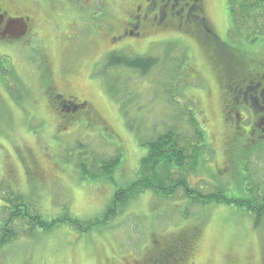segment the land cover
Segmentation results:
<instances>
[{"label": "rangeland", "instance_id": "obj_1", "mask_svg": "<svg viewBox=\"0 0 264 264\" xmlns=\"http://www.w3.org/2000/svg\"><path fill=\"white\" fill-rule=\"evenodd\" d=\"M0 1L28 25L19 40L0 39V231L15 233L0 246V264H264V217L256 227L235 205H187L181 193L142 191L124 209L110 208L114 191L139 177L145 144L172 129L192 138L190 118L208 150L191 188H220L226 199L264 194V119L255 107L235 106L224 87L264 76L263 26L253 40L229 44V62L196 29L170 20L121 38L128 0ZM231 1L205 0L202 28L220 41ZM112 52L158 64L145 76L105 69ZM54 91L85 103L87 114L59 113ZM116 156L113 174L99 176L95 165ZM83 162L94 178H81ZM15 204L62 222L29 235L26 222L7 227Z\"/></svg>", "mask_w": 264, "mask_h": 264}, {"label": "trees", "instance_id": "obj_2", "mask_svg": "<svg viewBox=\"0 0 264 264\" xmlns=\"http://www.w3.org/2000/svg\"><path fill=\"white\" fill-rule=\"evenodd\" d=\"M257 2L261 3V5H257ZM229 19L230 22L226 32V41H220L219 37L216 36L215 38L205 37L203 38L204 41L201 42L209 48L207 50L214 52L222 61L229 60V62H231V56L227 51L234 49H230L229 44H233L235 40L242 38L253 40L254 38L252 37L260 33L261 26L264 27V0L247 1L246 4H235V0H232L231 3H229ZM253 20H255V23L252 25ZM243 29L247 34L242 32ZM198 36L199 35H197V37ZM157 64L158 60L153 57L139 56L128 58L125 55L118 54V52H112L106 56L104 68H123L135 71L141 76H145L156 67ZM227 70L226 68L225 72H227ZM232 72L235 73L236 78H238V75H243L237 68H233ZM255 79L264 82V76H261V74ZM251 85L252 88L256 86V84L252 83ZM224 87L226 90L236 88L238 92L239 89L245 86L243 83L235 80L233 87L230 85H224ZM259 90V96H261V87ZM231 98L232 97H230V99ZM50 101L57 109L59 108V113L68 116H75L79 112H82L85 104H77V102L71 99L55 98L50 99ZM188 122L193 131L192 138H188V136L178 134L177 132L175 133V130L172 129L160 135L155 140L145 144L147 153L140 161L139 177L128 186L114 191L112 206L110 208L113 210L116 207L124 209L127 202L142 191H152L165 198L172 197L175 193H181L187 205H190V203L194 205H205L208 203L235 205L245 211L249 216L253 217L254 226H260L264 217V194L261 195V197L258 196V199L256 195L251 199H245L246 197L243 199H226L221 195L223 190L220 188H216L212 194L209 195L200 194L198 193L199 191L197 192V190L191 188L190 174L193 173L194 169L199 165V162L203 161V156L208 150L207 146L204 144V136L202 131H200L201 128L197 120L190 118ZM97 164L95 168L100 172L99 176L110 177L119 164V158L116 156L107 161L98 162ZM79 168L82 170V179H85V177L88 179L95 177L94 175L90 176L91 174L88 172L85 162L81 163ZM247 190L248 192L252 191V189L249 188ZM27 206L28 205L15 204L9 219L4 225H7V227H9V225L17 226L20 222H26L25 228L29 235L35 229L50 231L56 224L62 222L60 219L45 220L36 213H28L29 210ZM77 228H80V226H77ZM0 233V246L12 240L15 236H13L15 233L12 229L7 230L6 228H2ZM191 251V246H188L185 255L187 256Z\"/></svg>", "mask_w": 264, "mask_h": 264}, {"label": "flooded vegetation", "instance_id": "obj_3", "mask_svg": "<svg viewBox=\"0 0 264 264\" xmlns=\"http://www.w3.org/2000/svg\"><path fill=\"white\" fill-rule=\"evenodd\" d=\"M128 2L132 6L124 20L126 27L121 33V38L123 36L138 37L148 27V24H163L168 20L179 23L181 27L185 25L193 28V30L196 29L204 37H216L214 32L202 28L206 23L208 14L205 8V0H128ZM27 29V21L9 15V11L5 9L3 2H1L0 39L19 40L22 38L20 37L22 32L26 33ZM260 81H252V84H256L255 87L252 88V85L245 86L239 89L238 92L236 88L226 90L227 99L232 97L235 106H242L249 113L250 108L255 107L257 113L254 112V117L259 120L264 119V82ZM260 87L261 96H259ZM51 90L53 91L55 88ZM53 94V99H65L59 94H55V91ZM72 99L77 98L73 97ZM84 112L87 114L86 111ZM183 256L178 254V257Z\"/></svg>", "mask_w": 264, "mask_h": 264}]
</instances>
